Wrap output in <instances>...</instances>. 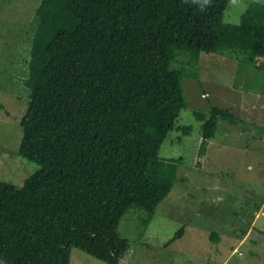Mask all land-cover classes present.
Instances as JSON below:
<instances>
[{
    "label": "trees",
    "instance_id": "obj_1",
    "mask_svg": "<svg viewBox=\"0 0 264 264\" xmlns=\"http://www.w3.org/2000/svg\"><path fill=\"white\" fill-rule=\"evenodd\" d=\"M231 1H40L18 150L40 167L21 187L0 180V264H71L73 248L125 259L123 217L132 207L153 215L177 180L179 160L160 151L174 129L192 131L177 125L182 78L199 79L202 53L226 50L249 52L264 70V4L233 25L224 22ZM179 52L191 69L172 66ZM196 116L200 153L221 119L234 123L220 107Z\"/></svg>",
    "mask_w": 264,
    "mask_h": 264
},
{
    "label": "rangeland",
    "instance_id": "obj_2",
    "mask_svg": "<svg viewBox=\"0 0 264 264\" xmlns=\"http://www.w3.org/2000/svg\"><path fill=\"white\" fill-rule=\"evenodd\" d=\"M40 1L0 0V180L17 187L40 167L18 151ZM252 2L264 4L232 0L224 22L239 24ZM179 53L176 68L191 61ZM249 56L202 53L193 67L199 79L182 78L186 106L177 125L192 131L174 129L160 151L162 159L179 160L177 180L153 215L132 207L123 217L118 231L130 249L120 264H264V70L248 63ZM213 107L231 110L234 123L221 119L200 153L203 122L196 113ZM71 264L107 263L73 248Z\"/></svg>",
    "mask_w": 264,
    "mask_h": 264
}]
</instances>
